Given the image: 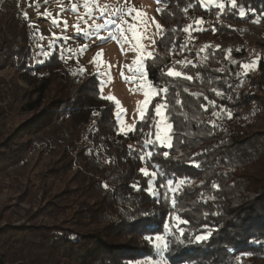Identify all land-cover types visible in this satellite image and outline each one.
I'll return each instance as SVG.
<instances>
[{"label": "trees", "instance_id": "obj_1", "mask_svg": "<svg viewBox=\"0 0 264 264\" xmlns=\"http://www.w3.org/2000/svg\"><path fill=\"white\" fill-rule=\"evenodd\" d=\"M157 1L161 28L145 68L160 94L154 102L166 104L173 148L160 149L157 142L150 159L146 152L153 145L144 142L156 127L154 102L144 121L121 134L117 106L101 98L97 72L73 68L58 46L36 56L25 19L16 14L13 24L2 26L7 18H0V69L13 66L30 87L38 80L40 95L24 109L18 95L13 101L19 110H0V180L26 168V184L15 199L41 195L44 202L26 213L29 226L5 223L16 210L0 205V264H137L159 257L148 239L156 234L169 241L164 256L172 264L264 263V175L253 170L264 155V61L257 78L245 74V44L212 42L241 40L256 20L264 22V0H237L236 9L231 0H220L224 10L200 0ZM201 20L211 22V29L199 30ZM169 71L182 75L170 77ZM133 143L143 147V160ZM142 167L157 172L153 188L159 199L145 191ZM169 178L177 191L165 200L168 189L160 185ZM137 182L138 191L131 187ZM176 215L189 221L180 225L183 236L164 231L165 224L177 231ZM42 219L53 223L35 226ZM196 235L208 238L197 241Z\"/></svg>", "mask_w": 264, "mask_h": 264}, {"label": "rangeland", "instance_id": "obj_2", "mask_svg": "<svg viewBox=\"0 0 264 264\" xmlns=\"http://www.w3.org/2000/svg\"><path fill=\"white\" fill-rule=\"evenodd\" d=\"M86 0H0V18L6 17L2 26H5L9 21L13 24V19L16 14L21 18H24L23 13H28V19L25 21L28 23V29L31 34L32 48L36 56L43 57L42 49L44 52H51L55 46H58L60 54L63 60H65L73 68H81L87 72H97L100 82L103 81V96H114L116 100L120 101L119 108L116 109V113L119 112V116L116 118L119 124V132L121 134L130 133V129H134L135 125L140 122L139 110L143 106L145 100L149 97L145 96V92L149 89L142 85L151 84L147 71L145 68L139 69L134 63L139 55L132 43H123V38L119 32H114L116 39H112L106 29H96V24H103L104 18L100 16L98 10L95 9V4L88 0L89 8H85ZM217 2H221L217 0ZM96 4L100 6H108L113 10L117 6H122L125 11L128 7H134L137 11L144 13L143 20L147 21L146 36H150L151 39L145 38L142 43L145 48V57L148 58L147 53L154 50V43L159 38V31L156 24L160 25L159 18V3L157 0H95ZM75 4L76 10H72V5ZM204 6H216L215 4H208L207 0L202 3ZM36 5H39L37 8ZM89 9H92V15L89 16ZM50 12L52 15L48 17L45 13ZM17 15V16H18ZM135 13H133V16ZM126 19L128 17H125ZM52 19H57L58 24H53ZM64 21H67V27L64 26ZM87 21V23H85ZM80 25V31H77L76 25ZM161 26V25H160ZM143 27V26H141ZM251 32H245L241 40L234 38L225 44L222 42V38H214L212 42L217 43L219 46H239V41L245 44L246 60L243 64H250V69H244L245 74L259 76V63L264 61V22L262 20H256L255 26L251 27ZM88 32L90 35H85ZM41 36L43 39H41ZM130 36V34H129ZM100 37H104L102 40ZM50 45H52L50 47ZM85 45L87 47L85 48ZM70 50V51H69ZM97 53L102 55L97 59ZM145 59V60H146ZM255 62V63H253ZM123 73V75H121ZM128 77L125 79L124 77ZM22 74L18 72L13 66L10 68L0 69V110H19V101L13 98L16 96H22L23 109L25 104L30 98L37 99L36 92L39 88L36 85L30 87L29 84L21 80ZM152 85V84H151ZM37 86V87H36ZM156 90L153 93L151 100L149 101V108L153 104L155 98L159 96V92ZM10 95V98L8 97ZM49 96L48 98H50ZM35 99V100H36ZM160 102L157 100L154 102ZM48 100L44 104H47ZM161 103V102H160ZM148 108V110H149ZM148 110L146 115L148 114ZM154 110V107H153ZM164 112V109H162ZM165 113V112H164ZM18 120L20 117L15 116ZM261 118V117H260ZM264 120V117L262 118ZM97 120V119H96ZM20 121V120H19ZM161 117H158L156 127L152 129V132L160 131L162 135H170L171 127L164 132L160 126ZM163 121L169 124L164 115ZM93 121L91 123H94ZM262 126V122L257 124ZM256 126L255 128H257ZM123 129V131H121ZM256 132V131H255ZM263 135V134H262ZM135 144V143H133ZM256 170L257 175H264V155H261L259 162L253 168ZM13 179L2 176L0 180V205L9 204V207L16 212H13L12 217L8 222L14 226H29L32 223L28 220L27 212H36L44 204L41 195L37 197L28 198L25 202H18L15 197L17 192L21 191V186L26 184L28 170L26 168L12 169ZM3 175V174H2ZM255 184V183H254ZM64 188L61 187L59 191ZM53 196V195H52ZM259 205V204H257ZM53 222L47 219H42L34 222L35 226L51 225ZM153 244L155 241L153 240ZM159 257L146 258L139 260L137 264H152L153 261H158L164 258L167 264L170 263L164 256L166 251L161 253L159 250ZM264 264L258 261H251L249 264Z\"/></svg>", "mask_w": 264, "mask_h": 264}, {"label": "snow or ice", "instance_id": "obj_3", "mask_svg": "<svg viewBox=\"0 0 264 264\" xmlns=\"http://www.w3.org/2000/svg\"><path fill=\"white\" fill-rule=\"evenodd\" d=\"M45 2L47 3V0H45ZM91 2L93 4H95V9L98 10V12L100 13V16L102 18H104V23L103 24H96L95 27L96 29L99 31L100 29H106L110 34H112L111 38L112 39H116V36L114 35V32H119L120 36L123 38V43H132L134 41V49L135 51L139 54L136 58V60L134 61V63L138 66L139 69H143L144 68V62H145V48H144V44L142 43V41L145 38L151 39L150 36H146V32H147V21L143 20L142 17L144 16V13L139 12L136 10V8L134 7H128L127 10L125 11V8L122 6H117L114 10L108 6H100L99 4L95 3V0H91ZM201 3H204L205 0H200ZM208 4H215L216 7L220 10H224L225 9V4L223 2H217V0H207ZM231 6L236 9L238 7L237 5V0H231ZM36 7L38 8L39 5H36ZM76 5L73 4L72 5V10H76ZM85 8H89V2L88 0H86L85 4H84ZM133 13H135V15L133 16ZM24 18L27 20L28 19V13L25 11L23 13ZM46 16L51 17V13H45ZM88 15L91 16L92 15V9H89ZM246 15L245 12V8L243 6L239 7V16L240 17H244ZM125 17H128L127 19ZM52 23L53 24H58L59 21L57 19H52ZM85 23H87V21H85ZM203 21L201 20L199 22V24L197 25V27H200V25H202ZM64 26L65 28L67 27V21H64ZM143 26V27H141ZM157 29H160L161 26L159 25V23L156 24ZM77 31H80V25L77 24L76 25ZM189 28H191V25H189L187 28L184 29L185 32H187L189 30ZM212 31H216V28L213 27ZM85 35H90L88 32L84 33ZM130 34V36H129ZM102 40L104 39V37H100ZM41 39H43V37L41 36ZM52 45H50L51 47ZM87 47V45H85V48ZM70 51V50H69ZM231 51V50H229ZM42 54L47 56L48 53L44 52L42 49ZM102 55V53H97V59ZM148 57H152L153 53L152 52H148L147 53ZM38 62H43V61H38ZM255 63V62H253ZM242 67L244 69H250L252 67V65L250 64H243ZM81 71H84V69H81ZM121 75H123V73H121ZM168 76L170 77H179L181 76V72L179 71H169L167 73ZM125 79H128V77H124ZM187 79L191 80L192 77L188 76L186 77ZM103 81L100 82V90L102 92L103 90ZM144 87H147L149 90L145 92V96L149 97V99L145 100L143 103V106L140 108L139 110V119L141 121H144L146 118V112L149 108V101L152 98L153 93H155V89L152 87L151 84H146V85H142ZM229 87H231V85H229ZM163 92L167 93L168 89L164 88L162 89ZM217 95H222V93H217ZM102 99H107L109 101H115V104L117 106V108H119L120 105V101L116 100V98L114 96H107V97H101ZM214 106H215V101L211 102ZM166 107L165 103H156L154 106V112H155V116L156 117H161V121H160V126L161 128L164 130V132H167V130L171 127L170 124H166L163 121V117L165 115L164 112H162V109H164ZM221 111L226 112L227 116L229 118H231V111L228 109H225L222 105L219 106ZM95 114V113H94ZM117 117L119 116V112L116 113ZM218 115V114H217ZM134 130V129H130ZM121 131H123V129H121ZM142 131V129H141ZM157 142H158V147L160 149H172L173 148V143H172V137L170 135H162L160 131H157L156 133V139L155 140H146L144 142L145 147H147L148 145H153V148L151 151H147L146 155L147 157L150 159L151 157H153L154 154L157 153ZM130 151H137L136 149H133L132 146H129ZM168 150H163L160 154L164 157L167 158L169 156V151ZM140 155V159L143 160L145 153L141 150L139 152ZM195 166L199 167V164L197 163ZM153 167H158V165L153 164ZM139 171L141 173H143V175L145 177L148 178L147 180V188L145 189V191L151 193L154 197H156L157 199H159L160 197V193L155 191L153 188V184L154 181L157 178V172L156 171H149L148 167H142L139 169ZM185 183L184 180L180 181V184L183 185ZM105 187H107V185H104ZM162 188H167L168 191H166L164 193V199L168 200L169 199V192H172L173 194L176 193V189L173 187V181L172 179H167L166 183H161L160 185ZM131 187L133 188V190H140L138 187V182L137 184H133L131 185ZM172 206L175 207L177 201L175 198H173L171 200ZM172 223L174 225V227L177 229V231H173L168 224L164 225V231L166 233H170L174 236H183L184 235V228L180 227V225H187L189 223V221L187 219H182L180 215H176L173 220ZM210 235V233L208 234ZM208 235H196L194 237L195 240L197 241H203L205 239L208 238ZM149 240H154L155 244L154 247L159 250L161 253H163L165 250H167L169 248V241L166 240V237L164 235L161 234H156L154 236L150 235L148 236ZM260 238L256 237L255 241H258ZM254 241V242H255ZM245 255H251V253H246ZM152 264H167V261L164 258H161L158 261H153Z\"/></svg>", "mask_w": 264, "mask_h": 264}, {"label": "built area", "instance_id": "obj_4", "mask_svg": "<svg viewBox=\"0 0 264 264\" xmlns=\"http://www.w3.org/2000/svg\"><path fill=\"white\" fill-rule=\"evenodd\" d=\"M219 22H221L220 20H218ZM211 27H212V23L211 22H208V21H205V22H203L202 23V25H200V27H199V30H203V29H211ZM152 129L153 128H150L149 130H148V132H147V136H146V140H151V135H152V133H157L156 131L155 132H152ZM136 149H138V150H142V146H141V144H138V143H135L134 145H133Z\"/></svg>", "mask_w": 264, "mask_h": 264}]
</instances>
